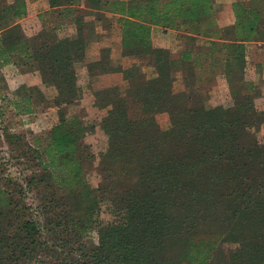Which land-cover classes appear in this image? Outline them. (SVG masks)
I'll list each match as a JSON object with an SVG mask.
<instances>
[{
	"label": "trees",
	"instance_id": "obj_1",
	"mask_svg": "<svg viewBox=\"0 0 264 264\" xmlns=\"http://www.w3.org/2000/svg\"><path fill=\"white\" fill-rule=\"evenodd\" d=\"M90 1L115 16L111 26H117L123 46L132 53L151 47L153 26L179 30L185 23L200 21L210 26L220 13L213 0ZM7 19L0 21L7 25ZM75 20L83 30L76 39L67 38L41 52L31 50L20 26L3 32L0 67L13 65L41 80L42 89L27 84L17 89L22 105L13 104L23 115L36 114L38 101H52L58 107L59 123L48 134L40 165L51 173L66 169L61 181L70 200L79 202L80 214L77 224L62 225L59 232L79 243L67 241L59 248L37 239L27 241L29 234L37 235V226L30 221L14 230V194L20 188L16 185L0 190V264H218L224 242L240 245L230 264H264V143L255 136L264 126L259 117L264 111L257 106L260 94L233 93L228 107L207 103L191 108L185 90L176 91L168 58L160 48L155 49L160 77L130 87H108L100 79L119 69L110 50L89 64L93 76H100L91 87L96 106L108 109L101 122L109 143L99 167L101 189L117 194L125 211L101 233L98 246L81 242L96 199L84 185V163L90 156L81 142L83 131L94 128L84 126L77 116L68 119L66 111L84 95L77 85L75 63L86 61L88 23L83 14ZM237 28L223 30L231 38ZM223 49L229 69L242 66L243 44L228 43ZM45 89H55L56 95L49 99ZM160 114L169 116L167 129L159 124ZM20 213L23 218L22 209ZM225 225H231L227 229L231 239L219 233ZM56 249L60 256L44 253Z\"/></svg>",
	"mask_w": 264,
	"mask_h": 264
},
{
	"label": "crops",
	"instance_id": "obj_2",
	"mask_svg": "<svg viewBox=\"0 0 264 264\" xmlns=\"http://www.w3.org/2000/svg\"><path fill=\"white\" fill-rule=\"evenodd\" d=\"M220 13L213 25L203 22L185 23L179 30L153 26L150 48L132 53L123 46V38L116 25L115 16L103 5H93L90 0H0V19L7 17V25L0 21V34L20 26L33 52H41L67 38L74 40L83 31L76 17L83 14L87 21L85 33L86 61L76 62L77 85L83 90L79 103L68 106L66 111L83 114L80 120L87 128L101 130V122L108 109L98 108L92 85L100 76H93L89 64L99 60L104 50L118 56L119 69L100 79L108 87H130L136 82H150L160 77L159 61L155 49L165 51L171 78L187 93L191 108L201 107L217 99L231 102L233 93H255L264 100V0H213ZM237 26V35L229 38L225 27ZM253 26V27H252ZM237 37V38H236ZM243 44L242 66L229 69L224 44ZM15 66L7 65L6 70ZM232 69V70H231ZM134 71V77L127 76ZM19 72V71H18ZM17 80L41 88L38 75L18 73ZM30 83V84H29ZM95 88H98L95 86ZM42 89V88H41ZM52 93H56L54 89ZM37 113L51 112L56 126L59 123L58 107L52 101H38ZM261 111L264 109L259 108ZM94 117L92 124L89 118ZM264 120V114H259ZM264 122V121H263Z\"/></svg>",
	"mask_w": 264,
	"mask_h": 264
},
{
	"label": "rangeland",
	"instance_id": "obj_3",
	"mask_svg": "<svg viewBox=\"0 0 264 264\" xmlns=\"http://www.w3.org/2000/svg\"><path fill=\"white\" fill-rule=\"evenodd\" d=\"M114 60L118 56L112 54ZM18 68L6 70L0 67V190L15 189L14 204L16 208L13 216L14 230L21 227L23 223L30 221L37 226V235L29 234L27 241L37 239L41 243H48L49 246L56 245L63 248L67 241L78 245L72 237L65 232L60 233L62 225H74L78 223L77 209L80 206L76 200H70L69 189L64 187L61 175H66V169L55 168L46 170L40 165V160L45 159L43 147L47 144L48 134L55 125V119L51 112H42L34 115H23L21 107L22 97L16 96L17 89L23 82L17 80L15 74ZM19 73V72H18ZM30 84V83H29ZM31 86V84L29 85ZM177 85L176 91L181 90ZM53 90L45 89V95L51 99L56 93ZM214 106H231V102H223L217 99L211 102ZM258 108L264 109V100L257 102ZM19 110V111H18ZM22 111V112H20ZM74 111V110H73ZM68 113V119H74L83 114ZM106 114H104L105 116ZM94 117L89 118L86 124H92ZM81 121V120H80ZM158 121L163 129L169 127L168 114H160ZM256 134V133H252ZM261 143H264V126L255 135ZM82 144L89 154L88 161L84 163V185L89 187L93 199H96L92 214L87 217L88 230L84 242L90 247L99 245L100 235L106 227L122 217L125 207L120 197L109 190L101 189L103 177L99 171L102 155L108 152L109 143L103 130H87L82 134ZM61 168H64L63 166ZM54 175V176H53ZM25 216L21 218L20 210ZM75 210V211H73ZM231 225H225L219 229V233L227 235V229ZM218 230V229H217ZM70 232V231H69ZM250 233L247 232L248 236ZM231 236V235H230ZM222 238V236H221ZM231 241V240H230ZM240 250L239 243H221L220 257L218 264H230V256ZM49 255L60 256L59 249L44 252Z\"/></svg>",
	"mask_w": 264,
	"mask_h": 264
}]
</instances>
